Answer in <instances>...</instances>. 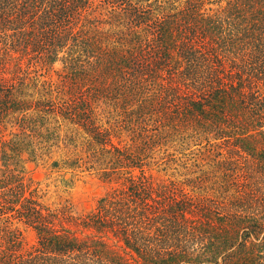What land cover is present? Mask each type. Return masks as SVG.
Here are the masks:
<instances>
[{
  "label": "trees",
  "instance_id": "trees-1",
  "mask_svg": "<svg viewBox=\"0 0 264 264\" xmlns=\"http://www.w3.org/2000/svg\"><path fill=\"white\" fill-rule=\"evenodd\" d=\"M220 1L0 0V126L41 127L45 141L46 117L68 121L127 170L75 213L0 168V214L36 235L23 250L0 228V264H264V0L202 8ZM56 62L59 81L40 79L35 67ZM122 129L129 146L113 143ZM201 132L225 152L193 179L141 169L155 139ZM21 145L0 138L3 167Z\"/></svg>",
  "mask_w": 264,
  "mask_h": 264
},
{
  "label": "rangeland",
  "instance_id": "rangeland-1",
  "mask_svg": "<svg viewBox=\"0 0 264 264\" xmlns=\"http://www.w3.org/2000/svg\"><path fill=\"white\" fill-rule=\"evenodd\" d=\"M219 4L222 5L223 0L218 4L204 3L202 8L215 9ZM35 69L40 74V79L58 82L62 64L56 62L52 66L38 65ZM109 110L100 103L97 112L103 125L104 121L115 125V113L108 114ZM45 120L48 123L47 127L57 134L55 137L46 138L45 141L37 136V133L44 130L41 127L30 131L28 128L22 130L12 121L2 123L0 126L2 141L12 143L20 139L22 148L19 156H15L16 159L6 164L8 167H3L0 161V168L18 171L29 189H35V197L39 202L51 207L69 203L75 213L90 211L99 197L125 179L127 170L112 163L109 154L101 148L102 145L77 125L61 119H57L56 122L52 117H46ZM114 134L116 136H112L113 143L119 146L131 144L132 133L127 130L122 129L120 133ZM207 138L201 132L188 133L183 138L172 136L155 139L157 142L153 143L154 149L145 152L148 156L143 159L141 169L155 180L174 179L178 182H187L197 175V172L194 173L197 170L194 164H203L204 170L208 169L209 161L215 152L220 150L225 152L223 146L215 147L214 144H218L219 140H210L207 143ZM131 169L133 174L140 173L139 167ZM194 191L201 192L195 189ZM0 228L19 232L23 250L35 242L34 230L13 217L12 213L0 214Z\"/></svg>",
  "mask_w": 264,
  "mask_h": 264
}]
</instances>
